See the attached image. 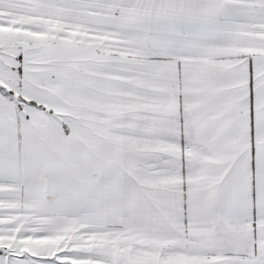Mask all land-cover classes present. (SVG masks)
Segmentation results:
<instances>
[{
	"label": "snow or ice",
	"instance_id": "6c2138e0",
	"mask_svg": "<svg viewBox=\"0 0 264 264\" xmlns=\"http://www.w3.org/2000/svg\"><path fill=\"white\" fill-rule=\"evenodd\" d=\"M0 264H264V0H0Z\"/></svg>",
	"mask_w": 264,
	"mask_h": 264
}]
</instances>
